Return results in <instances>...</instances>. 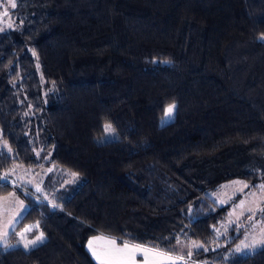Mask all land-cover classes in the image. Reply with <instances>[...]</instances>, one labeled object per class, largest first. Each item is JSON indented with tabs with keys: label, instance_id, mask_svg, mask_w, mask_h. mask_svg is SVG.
I'll return each mask as SVG.
<instances>
[{
	"label": "trees",
	"instance_id": "1",
	"mask_svg": "<svg viewBox=\"0 0 264 264\" xmlns=\"http://www.w3.org/2000/svg\"><path fill=\"white\" fill-rule=\"evenodd\" d=\"M15 3L0 30V176L46 174L37 193L0 194L28 203L18 227L38 222L45 241L0 246V264H96L95 234L169 253L195 241L203 264H264V244L228 253L244 223L228 227L232 204L206 195L234 178L207 167L264 157V0ZM106 124L116 137L102 142ZM237 178L256 191L264 171Z\"/></svg>",
	"mask_w": 264,
	"mask_h": 264
},
{
	"label": "rangeland",
	"instance_id": "2",
	"mask_svg": "<svg viewBox=\"0 0 264 264\" xmlns=\"http://www.w3.org/2000/svg\"><path fill=\"white\" fill-rule=\"evenodd\" d=\"M10 0L6 1V4H3L0 1V30L7 29L12 26V20L10 17L9 10ZM7 11L8 15L5 16L4 12ZM167 109V108H166ZM175 110V109H174ZM174 118V111L171 114V117L166 116V110L163 118L161 119V124H167L171 122ZM107 125V124H106ZM112 128V126H111ZM105 129V126H104ZM113 129L109 132L105 131L102 142L111 141L115 138ZM206 170L215 171L218 180H223L226 177H234L233 179L227 181L224 180L221 184L215 186L214 188L207 189L206 195L217 202L218 204H229L230 215L227 219V226L237 224L238 222H243V235L241 240L228 251L229 254L235 255L238 257H244L253 253L258 247L262 246L261 243H254V239L259 240L264 238V222L258 218V214L263 213L261 209H264V191L260 189V186L257 190H249V185L244 182L243 179L237 178L240 174L255 172V171H264V157H255L251 155H242L233 153L231 159L226 162V158L222 160L218 165L207 167ZM46 174L45 172H43ZM42 174V171L33 172L31 169H27L21 166H14L8 176L12 180V185L19 186L25 185L33 189L34 193H37L40 189V185L45 178V175ZM5 177V176H0ZM4 179H0V184ZM240 181L241 184H236L234 182ZM246 184L248 187H243ZM264 184V183H263ZM262 185V184H261ZM27 194V193H26ZM34 201V200H32ZM36 201V200H35ZM243 201V207L239 205ZM37 205L40 206L38 203ZM28 209V203L20 196L15 190H11L7 193L0 194V246H6L7 249L13 248H22L29 250L33 246H29L28 249L24 247L26 240L35 239L37 236L41 235V230L39 228L38 222L34 221L28 224H24L18 227L24 213ZM248 209H252V212H249ZM251 217V218H249ZM31 227V231L25 233V239H21V233H24L26 228ZM7 233V235H5ZM95 237H108L102 234H95L91 236L86 244L85 248L90 253L94 262L98 264V261L92 256L88 242L93 240ZM247 238V239H246ZM45 241V236L43 235L42 242H37V245L42 244ZM117 243H121L117 241ZM247 244L248 247H244ZM36 245V246H37ZM105 246L103 240L96 241L94 247L98 250L102 249ZM200 248L195 247L192 242H182L175 245L174 252L170 253L172 255H185L188 251L199 250ZM192 256V255H191ZM191 256L185 255L184 260H178L177 264H203L202 262L194 261L191 259ZM137 264H142L143 256L138 254Z\"/></svg>",
	"mask_w": 264,
	"mask_h": 264
},
{
	"label": "snow or ice",
	"instance_id": "3",
	"mask_svg": "<svg viewBox=\"0 0 264 264\" xmlns=\"http://www.w3.org/2000/svg\"><path fill=\"white\" fill-rule=\"evenodd\" d=\"M11 6L12 8H15L17 6L15 0H12ZM4 15H8L7 11L4 12ZM260 39L264 40V35H262ZM175 107V104H171L167 107L166 116L168 118L171 117V114L173 113ZM111 130L112 128L110 124L105 125L106 132H109ZM72 175L75 176L76 174L73 173ZM0 179L6 180L7 177H0ZM234 183L241 184L242 182L236 181ZM243 187H248V185L244 184ZM260 189L264 191V184L260 185ZM37 190L39 191V189ZM53 206L55 207L56 205ZM239 206L243 207V201ZM261 210L264 211V209ZM248 211L252 212V209H248ZM31 230V227L26 228L24 230V233L20 234L21 239L24 240L25 233ZM5 235H7V233H5ZM42 238L43 234L41 233V235L37 236L35 239L26 240V242L24 243V247L26 249H28L29 246L35 247L37 245V242H42ZM99 240H103L105 246L102 249L98 250L96 247H94V243ZM253 242L264 244V238H261L259 240L254 239ZM179 243L180 241L177 238V244ZM192 244L197 248L203 247V244H197V242L195 241H193ZM88 247L92 256L98 261V264H137L136 257L138 254L143 256L142 264H177L178 260L185 259V255H192V251H188L185 255H172L168 251L160 249L158 245L134 243L132 242V238L123 240L118 244L117 240L113 237H95L93 240H90L88 242ZM244 247H248V245L245 244Z\"/></svg>",
	"mask_w": 264,
	"mask_h": 264
},
{
	"label": "built area",
	"instance_id": "4",
	"mask_svg": "<svg viewBox=\"0 0 264 264\" xmlns=\"http://www.w3.org/2000/svg\"><path fill=\"white\" fill-rule=\"evenodd\" d=\"M12 185V180L10 178H7L6 180H4L0 185ZM27 195L30 196L33 200H36L40 205L43 204V201L35 198L34 194H31L29 192H27Z\"/></svg>",
	"mask_w": 264,
	"mask_h": 264
}]
</instances>
